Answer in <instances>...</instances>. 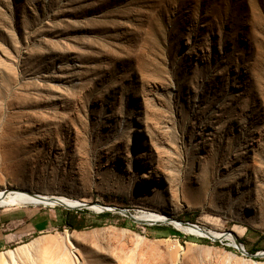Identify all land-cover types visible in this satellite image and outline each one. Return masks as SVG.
<instances>
[{"label": "rangeland", "instance_id": "rangeland-1", "mask_svg": "<svg viewBox=\"0 0 264 264\" xmlns=\"http://www.w3.org/2000/svg\"><path fill=\"white\" fill-rule=\"evenodd\" d=\"M260 182L264 0H0V186L89 204H25L87 223L0 254L39 239L46 264H264L171 223L264 251Z\"/></svg>", "mask_w": 264, "mask_h": 264}, {"label": "bare ground", "instance_id": "bare-ground-1", "mask_svg": "<svg viewBox=\"0 0 264 264\" xmlns=\"http://www.w3.org/2000/svg\"><path fill=\"white\" fill-rule=\"evenodd\" d=\"M143 154H144V152H141V154H139V158L142 157ZM137 160H138V162H140V159H137ZM139 166H141V165H139ZM135 167H137V166H135ZM129 169H131V170L133 169V166L131 164L129 166ZM155 173H159V171H156ZM158 175L152 173L150 170H147V168L145 166V169L141 173H139L138 176L141 179L142 183H145V184L149 183L150 185H152V184L157 183V181H158L157 176ZM260 183L262 185H264L263 182H260ZM256 185H258V184H256ZM170 186H173V184L171 183ZM235 188L239 191L240 185L237 183ZM261 189L263 191L264 187H261ZM262 195L264 197V194H262ZM22 203L23 204H34V205H39V204L60 205L61 204V205L67 206V207L76 208V207L81 206L85 202L77 201V200L68 198L64 195H55V194H48V193H36L34 191H31V190H25L23 188H17V187H14L12 185H8V184L0 186V206H11V205H17V204H22ZM260 205L263 209L262 212H264V201H260ZM90 207L91 208L95 207L99 210L102 208L100 205H93ZM134 217L139 221H150V222L151 221L168 220V216H166L165 214L157 213V212H153V211L152 212L151 211L143 212L141 214L134 215ZM172 222H173V220H172ZM173 223L186 233L192 232V233H197L200 235H203V233L208 235V233H209L210 236H212V237L226 236V237H229L232 239L233 245H235L236 240H238V234L234 233V232H224V233L221 232V233H216V234L211 233V232L206 233L204 231V229L184 225L183 223L178 222L176 220H174ZM38 242H40L39 239H34L30 243L20 245V247L17 249L10 250V252H8L7 254H3V253L0 254V264H20L24 261H26L25 264H37L38 261L44 262L45 264H46V262H50L51 258L49 259V257H51V253L46 252L45 250H44V252H41V250L38 247ZM242 246H244V245L242 244Z\"/></svg>", "mask_w": 264, "mask_h": 264}, {"label": "crops", "instance_id": "crops-1", "mask_svg": "<svg viewBox=\"0 0 264 264\" xmlns=\"http://www.w3.org/2000/svg\"><path fill=\"white\" fill-rule=\"evenodd\" d=\"M52 209L20 205L0 209V252L62 225Z\"/></svg>", "mask_w": 264, "mask_h": 264}, {"label": "water", "instance_id": "water-1", "mask_svg": "<svg viewBox=\"0 0 264 264\" xmlns=\"http://www.w3.org/2000/svg\"><path fill=\"white\" fill-rule=\"evenodd\" d=\"M89 204H86V203H83L81 206L79 207H76L78 209H82L84 207H88ZM102 207V210L105 211V212H111V211H115V212H121V213H124L126 215H128L131 219L135 220V221H139L137 220L133 214H131L127 209L125 208H122V207H111V206H104V205H100ZM170 219L168 220H165V221H151L150 223H163V222H166V221H169ZM171 221V220H170ZM172 224H174L173 222H171ZM181 223H183L184 225H188V226H192V227H196V228H200L198 225L194 224V223H190V222H185V221H181ZM175 225V224H174ZM176 226V225H175ZM206 233L207 231L204 230ZM209 237L215 239V240H218V239H221L222 237H212L210 236V234L208 233ZM234 247H236L237 249H239L242 253H245V254H248L250 256H253V257H263L264 256V251H258L257 253L255 254H250L246 251V249L244 248V246H242V243L239 241V240H236V244L234 245Z\"/></svg>", "mask_w": 264, "mask_h": 264}, {"label": "trees", "instance_id": "trees-1", "mask_svg": "<svg viewBox=\"0 0 264 264\" xmlns=\"http://www.w3.org/2000/svg\"><path fill=\"white\" fill-rule=\"evenodd\" d=\"M86 212L87 210H76L73 211L72 213L66 214L63 217L62 221V227L68 226L71 227L72 229H82L86 226ZM111 215V212H104L101 213L99 216L100 217H108ZM166 230H168L172 234H182L179 230H177L174 227H165ZM205 241H208L205 239Z\"/></svg>", "mask_w": 264, "mask_h": 264}]
</instances>
